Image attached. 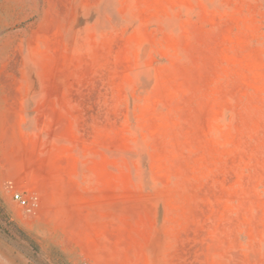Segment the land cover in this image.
Here are the masks:
<instances>
[{"label":"rangeland","instance_id":"rangeland-1","mask_svg":"<svg viewBox=\"0 0 264 264\" xmlns=\"http://www.w3.org/2000/svg\"><path fill=\"white\" fill-rule=\"evenodd\" d=\"M61 1L0 0V264H264V0Z\"/></svg>","mask_w":264,"mask_h":264},{"label":"crops","instance_id":"crops-1","mask_svg":"<svg viewBox=\"0 0 264 264\" xmlns=\"http://www.w3.org/2000/svg\"><path fill=\"white\" fill-rule=\"evenodd\" d=\"M55 3H50L48 0H44L45 2V7H61L62 5L64 6L65 4L62 3L60 0L58 3L57 0H54ZM69 1V0H68ZM63 29H65L63 27ZM64 33V30H63ZM64 35V34H63ZM25 97L19 98V100H13L10 97H3V101L0 102V116L3 117H9L10 115H15L17 119H23L25 117ZM24 100V101H23ZM53 100V101H52ZM50 104V105H47ZM51 111L61 114L63 113V107L62 104L58 101L57 98H52L51 103H47L44 101V98H38L35 102V106L33 107V111L31 114V119L36 122V125L33 129H30V131L33 133V135L39 137L40 135L44 134V131L47 129L43 126V124L40 122L41 120H47L51 119L50 114ZM55 129L56 132H60L58 128H53ZM47 131L45 132L44 135H47ZM57 137H62L63 133L60 134H54ZM38 139V138H37ZM63 143V141L59 139H55L54 143ZM56 155L60 156V152L56 151ZM36 194L38 195V198H43V199H50L53 198V187L52 185H46L43 186L41 184L36 185Z\"/></svg>","mask_w":264,"mask_h":264},{"label":"built area","instance_id":"built-area-1","mask_svg":"<svg viewBox=\"0 0 264 264\" xmlns=\"http://www.w3.org/2000/svg\"><path fill=\"white\" fill-rule=\"evenodd\" d=\"M13 199L29 214L34 213L39 207V198L37 195L26 196L23 192L16 191L13 194Z\"/></svg>","mask_w":264,"mask_h":264}]
</instances>
